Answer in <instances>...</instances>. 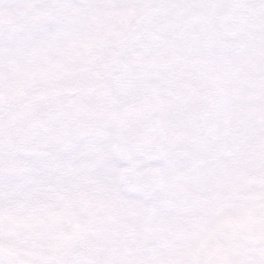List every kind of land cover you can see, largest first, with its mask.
Masks as SVG:
<instances>
[{"label":"snow or ice","instance_id":"1","mask_svg":"<svg viewBox=\"0 0 264 264\" xmlns=\"http://www.w3.org/2000/svg\"><path fill=\"white\" fill-rule=\"evenodd\" d=\"M0 264H264V0H0Z\"/></svg>","mask_w":264,"mask_h":264}]
</instances>
